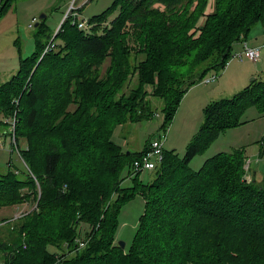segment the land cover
<instances>
[{
  "label": "trees",
  "instance_id": "1",
  "mask_svg": "<svg viewBox=\"0 0 264 264\" xmlns=\"http://www.w3.org/2000/svg\"><path fill=\"white\" fill-rule=\"evenodd\" d=\"M14 1L0 0V16ZM193 1L113 0L111 8L89 18L108 22L91 32L65 19L50 43L37 39L17 72L0 82V125L10 127L14 120L18 155L33 176L27 169L0 172V206L37 201L21 217L0 220V227L11 224L0 241V254L8 256L2 264H263L264 238L237 224L248 221L264 229V175L244 181L242 149L218 152L198 170L189 161L238 125L247 105L264 112V80L254 78L233 95L204 105V120L184 155L163 149L149 182L139 180L141 172L131 175V165L150 141L124 153L111 137L112 126L127 117L154 116L144 101L149 94L163 100L160 128L168 126L189 88L209 71L224 69L233 44L247 39L256 23L264 26V0H213L215 10L200 27L201 39H192L181 29L203 13L207 0H196L191 8ZM114 9L117 14L108 20ZM142 43L145 59L131 73L126 58H137ZM107 55L113 62L102 73L96 60ZM183 65L185 73L176 69ZM128 76L137 83L124 93ZM72 104L75 110L63 112ZM80 138L91 141L90 164L75 163L79 153L71 149ZM127 177L133 187L122 186ZM134 193L143 195L144 210L125 250L113 240L121 206ZM227 203L233 207L227 213L232 223L204 212Z\"/></svg>",
  "mask_w": 264,
  "mask_h": 264
},
{
  "label": "rangeland",
  "instance_id": "2",
  "mask_svg": "<svg viewBox=\"0 0 264 264\" xmlns=\"http://www.w3.org/2000/svg\"><path fill=\"white\" fill-rule=\"evenodd\" d=\"M70 2L71 0H15L10 4V6L0 16V82L8 81L9 78L17 72L20 66V60L22 58H26V56H30L32 52L35 51L37 39H40L42 43H45L48 40L50 43V41L54 39V34L57 32ZM112 2L113 0H75L74 4L80 8L79 13L81 17L92 18L93 15L101 14L106 9L111 8ZM195 4L196 0L193 1L191 8ZM153 7L156 6L153 5ZM214 10V1L207 0L204 8L202 9L203 13L200 16H194L189 24L184 29H181L183 30V33H188L192 39H201V35L203 33L200 27L207 21L209 17L207 15L212 14ZM117 12L118 9L111 11L107 15V19H111L115 16V14H117ZM42 14L44 17L40 18ZM212 20L214 21V19ZM247 39L254 42H263L261 43L263 47L261 49L260 62L256 63L249 60L239 61V59L236 58L230 60V56L224 69L220 71H209L203 78H208L213 74H216L217 78L209 83H204L201 80L197 83L203 84L201 88L191 92L186 99H184L185 96H183L184 103L182 107L179 108L178 106L180 110L177 109L172 120L168 124V132L166 139L163 142L164 150L173 151L179 157L184 155L188 142L199 130L204 120L203 107L211 101L209 100L211 99V96L206 94V89L203 86L217 87L218 90L222 91V98L225 96L229 97L235 93L225 91L220 87V85H218L219 77L224 73L229 63H239L242 65V70L252 68L253 71L247 76L246 81L242 86H240V88L237 86H231L236 92L250 83L253 77L258 76V70L256 68H264V26L262 22L256 23L250 29ZM242 41H246V39H239L233 44L232 53H236L240 50ZM54 43H59V39H56ZM52 46L45 45L44 50L47 51ZM238 46L240 48H238ZM144 47V43L140 44L139 51L136 54L137 58L134 57V54L127 56L126 61L129 72L132 73L136 64L138 62L142 63L145 59V54L141 53ZM38 59L39 57L36 58L37 62ZM111 61L113 62L111 57L108 55L102 60H96V62L100 63L102 73L107 72V68L110 66ZM176 69H178L181 73H185L187 72L188 67L187 65H183L177 67ZM230 80L231 79L226 75L224 76L222 82L225 89L229 88ZM25 82L26 79L22 86L26 84ZM136 83V77L128 76L123 84V92H128V89H132V86ZM173 87H175V85H173ZM146 88L149 89L151 86L147 85ZM191 96L199 97L197 99V103L195 102L190 104ZM144 101L148 103L149 108L155 111L154 116L150 115L148 118H144V115H142V118L130 116L127 117L126 121L122 124L112 126V129H114L111 137L114 142L121 146L122 152L125 151L124 153L141 150L148 141L158 139V135L161 132L160 127L163 125L165 120L161 111L163 107V100L156 96L151 97L149 94L146 95ZM75 108L76 105L72 104L69 105L63 112L68 110L70 112L75 110ZM263 137L264 112L260 111L257 104L247 105L239 117V124L234 127L227 128L223 132L219 133L203 151L197 153L189 161V167L192 170H198L207 158L218 152H231L236 149H242L245 154V160L243 163L244 173L242 178H244V181L249 182L254 176V170L257 175L256 179L260 180L263 177L262 175H264ZM90 143L91 141L89 140V144ZM19 144L22 145V142ZM89 144L81 138L79 141L76 139V147L74 146L71 151L73 154L79 153V156L75 159V163L78 165H86L90 161V158L94 156L91 153ZM17 149L14 130L12 131L11 127L4 128V126L0 125V172L5 170L7 171L8 169H17L20 171L27 169L29 171V175L32 176L31 169L27 166V163L24 164L23 160L20 159ZM106 152L108 153V151ZM8 162H10L11 166L8 165ZM153 172V170L142 171L139 176V180L144 183L151 181L153 178ZM125 174L126 170L123 172L122 177L125 176ZM121 184L123 187H133L134 185L133 181H131L129 177L123 180ZM37 191V195L39 196V186H37ZM144 202V197L141 193H134L133 196L121 206L117 218L113 244H117L118 241H122L124 242L125 250L129 247V245H131L139 228L140 217L144 210ZM36 205L37 201H23L20 205L12 207L0 206V220L3 218H8V220L17 219L25 213L35 209ZM232 208L231 204L227 203L220 204L218 206L214 205L211 209L208 208L204 212L209 215H213L212 218L216 221L227 224L232 223V221L229 222V216H227V213L231 212ZM17 222L12 224H16ZM9 226H11V224L0 227V241L5 239V237L9 234ZM237 227L248 235H258L259 237L264 238V229H261V227H258L256 224L240 220ZM82 229L85 232L87 227L82 226ZM227 246L233 247L229 245ZM49 250L53 251L54 248L49 247ZM7 257L8 256H6V254H0V264H2L1 261H6ZM240 259L243 260L241 257ZM224 263L239 264V261H224Z\"/></svg>",
  "mask_w": 264,
  "mask_h": 264
},
{
  "label": "built area",
  "instance_id": "3",
  "mask_svg": "<svg viewBox=\"0 0 264 264\" xmlns=\"http://www.w3.org/2000/svg\"><path fill=\"white\" fill-rule=\"evenodd\" d=\"M75 0H71V2L67 6V10L64 13L63 20L69 19L73 24L77 26V28L83 30L84 32H91L93 27H98L101 30L102 27L107 25L108 22H92L89 18L81 17L79 13V7L75 6ZM62 23V22H61ZM60 23V25H61ZM59 25V27H60ZM261 46H251L246 41L241 42V48L236 53L233 52L231 59H239V60H249L253 62L260 61L261 58ZM217 78L216 74L209 76L208 78H203L202 82L209 83ZM157 115V114H156ZM10 127L12 131L14 130V120H10ZM161 132L158 135V139L150 140L148 148L141 154L140 157L135 159L131 165V175H134L138 172H142L144 170H153L155 166L160 162L162 158L163 152V142L166 139V135L168 132V126L164 128H160ZM81 242L79 246H82Z\"/></svg>",
  "mask_w": 264,
  "mask_h": 264
},
{
  "label": "crops",
  "instance_id": "4",
  "mask_svg": "<svg viewBox=\"0 0 264 264\" xmlns=\"http://www.w3.org/2000/svg\"><path fill=\"white\" fill-rule=\"evenodd\" d=\"M247 40V43L249 44V45H251V46H261V47H263V45L261 44V43H263V42H260V41H249L248 39H246ZM239 45V44H238ZM236 46V45H235ZM240 46V45H239ZM238 46V48H240ZM239 61H244V60H239ZM258 62H260V61H258ZM258 62H256V63H258ZM241 64H239V63H235V62H231V63H229V65L227 66V68H226V70L224 71V73L219 77V80H218V85H220V87L223 89V90H225V91H229V92H235L236 93V91H234V89L231 87V86H237V87H239L240 88V86H242L243 84H244V82L246 81V78H247V76L251 73V72H253L252 71V68H248L247 70H242V68H241ZM258 71H257V70ZM255 70L258 72V76H255V77H253L252 79H251V81L254 79V78H257V79H262V80H264V68H256ZM227 76L228 78H230L231 80L229 81V88H227V89H225L224 88V85H223V82H222V80H223V78H224V76ZM250 81V82H251ZM239 84V85H238ZM249 84V83H248ZM247 84V85H248ZM202 85L203 84H195V85H193L191 88H189V90L186 92V94L184 95L185 96V98L184 99H186L187 97H188V95L191 93V92H193V91H195L196 89H198V88H201L202 87ZM203 87H205V92H206V94H209L211 97V99H209V100H214V99H219V98H222V96L223 95H221V93H222V91H220V90H218L217 89V87H214V86H212V87H206V86H203ZM245 87V86H244ZM238 88V89H239ZM238 89H236V90H238ZM241 90V89H240ZM239 91V90H238ZM231 94V93H230ZM226 97V96H225ZM199 97L198 96H191V101H190V104H193V103H197V99H198ZM206 98H207V96H206ZM184 99L182 98V100H181V102H180V104H179V108L180 107H182V105H183V101H184ZM207 100V99H206ZM189 102V101H188ZM206 104V103H205ZM178 108V109H179ZM180 110V109H179ZM254 172V174H255V176H256V171H253Z\"/></svg>",
  "mask_w": 264,
  "mask_h": 264
},
{
  "label": "water",
  "instance_id": "5",
  "mask_svg": "<svg viewBox=\"0 0 264 264\" xmlns=\"http://www.w3.org/2000/svg\"><path fill=\"white\" fill-rule=\"evenodd\" d=\"M42 17H44L43 14L40 16V18H42ZM35 25H37V24H35ZM118 244L121 246V248H124V242L118 241Z\"/></svg>",
  "mask_w": 264,
  "mask_h": 264
}]
</instances>
